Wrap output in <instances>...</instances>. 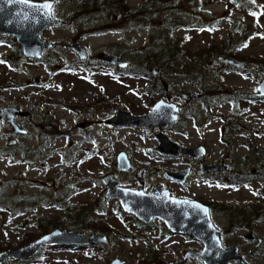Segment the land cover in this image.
I'll list each match as a JSON object with an SVG mask.
<instances>
[{"label":"rangeland","instance_id":"374dc122","mask_svg":"<svg viewBox=\"0 0 264 264\" xmlns=\"http://www.w3.org/2000/svg\"><path fill=\"white\" fill-rule=\"evenodd\" d=\"M237 1L117 0L104 11L92 0H56L52 14L64 23L41 32L53 43L41 59L25 56L12 35H0V108L21 102L34 120L18 146L4 135L7 123L0 128V195L12 208L0 207V251L55 227L108 236L103 243L46 245L30 257L1 264H108L115 256L127 264H204L184 256L187 249L201 248L198 240L168 232L159 218L146 224L106 196V174L120 185L149 191L162 184L213 202L224 211L215 215L223 243H238L252 264H264V217L241 223L237 216L264 205L262 180L226 184L199 178L192 162L187 182H175L161 167H175L186 157L147 148L165 131L185 145L202 142L207 161L222 159L240 173L260 168L258 163L264 167V100L254 95L261 78L256 68L264 67V0H251L249 10ZM140 5L149 21L132 24L120 16L125 6ZM97 27L102 31L88 33ZM176 40L186 54L165 64L163 72L152 71L156 63L143 64L147 54L155 55L152 47ZM72 41L82 43L95 62L80 59L68 47ZM102 52L123 55L128 66L104 63ZM4 53L13 55L12 63ZM224 57L256 62V67L239 68ZM183 92L202 93L205 100L188 102ZM161 97L182 105L176 122L159 128L107 122L118 108L143 113ZM120 150L131 161L126 170L117 168ZM249 230L261 245L242 237Z\"/></svg>","mask_w":264,"mask_h":264},{"label":"water","instance_id":"95a60500","mask_svg":"<svg viewBox=\"0 0 264 264\" xmlns=\"http://www.w3.org/2000/svg\"><path fill=\"white\" fill-rule=\"evenodd\" d=\"M54 0H15L7 3L0 0V35H12L20 43L22 53L31 58H40L42 52L52 46V41L40 37V33L49 26L61 25L63 20L52 14ZM50 6V7H48ZM81 59H86L87 50L85 46L77 41L68 43ZM100 59L120 67H126L128 60L113 53L102 52ZM226 62L243 68L252 69L254 65L243 60L230 57L223 58ZM154 72L155 69H152ZM257 74L261 77L257 85V92L264 95V67L257 68ZM34 77V81L39 80ZM197 92H183L182 97L189 100L197 96ZM18 106L7 105L0 111L1 120L12 124L17 132L25 129L18 128L14 116L23 114ZM180 114L179 104L172 100L158 98L143 113H133L129 110L118 108L107 122L114 125H131L138 127H162L174 123ZM157 143L148 146V150L157 151L163 155H187L195 157L204 156L206 147L204 145L190 146L173 138L165 131L156 133ZM117 168L126 170L131 166V161L124 150L117 153ZM225 163L214 161L202 162L201 172L222 170ZM166 173L180 180H184L188 169L170 170ZM143 170L137 171V176L142 175ZM106 186L105 195L117 198L125 212L133 214L144 223H149L154 218L164 221L172 232L187 234L202 243L201 248L186 250L184 256H194L203 261L204 264H229L235 260L243 264H250L249 260L239 250L236 243L226 245L223 243L220 227L216 225L211 217L209 205L197 198L182 197L171 194L169 189L162 185L155 189L145 190L143 188H132L118 184L111 174L102 177ZM205 209L207 211L205 212ZM245 238L254 239L256 235L252 231L243 234ZM108 241L105 233H86L72 229L55 227L42 233L32 241L17 247H9L0 251V264L8 258H27L36 254L40 248L46 245H71V244H96ZM108 264H127L118 256L113 257Z\"/></svg>","mask_w":264,"mask_h":264},{"label":"flooded vegetation","instance_id":"af4514ba","mask_svg":"<svg viewBox=\"0 0 264 264\" xmlns=\"http://www.w3.org/2000/svg\"><path fill=\"white\" fill-rule=\"evenodd\" d=\"M55 2H56V0H54V4H55ZM54 4H53V6H54ZM53 6H52V8H53ZM56 17V16H55ZM58 18V17H57ZM61 19V18H60ZM63 20V19H62ZM63 23H64V20H63ZM62 23V24H63ZM61 24V25H62ZM54 26H57V25H54ZM50 27V26H49ZM46 29V28H45ZM41 34V33H40ZM14 37V36H13ZM40 37H41V35H40ZM15 38V37H14ZM42 38V37H41ZM44 39V38H43ZM17 41V40H16ZM18 42V41H17ZM19 43V42H18ZM20 44V43H19ZM53 44V43H52ZM20 47H21V45H20ZM47 49H49V48H47ZM47 49H45V50H47ZM45 50L42 52V56L40 57V58H35V59H41L42 57H44L45 56ZM79 57V56H78ZM80 58V57H79ZM100 58V57H99ZM81 59V58H80ZM84 61L85 62H89V63H91L92 61H93V63L95 62L94 60H91L90 59V57H88V51H87V57H86V59H84ZM101 61H103V60H101ZM104 63H108V62H105V61H103ZM247 62H249V61H247ZM229 64H231L230 62H228ZM249 63H251V62H249ZM256 62H254V63H251V64H255ZM111 64V63H110ZM258 64V63H257ZM112 65H114V64H112ZM231 65H233V64H231ZM255 65H254V68H252V69H247V70H253V69H255ZM261 67V66H260ZM256 72H257V68H256ZM40 79V78H39ZM261 80V78L259 79V81ZM258 85V84H257ZM198 93V92H197ZM254 95H256V97L257 98H259V99H261V100H264V95H260L258 92H257V86H256V93L254 94ZM195 98H198V99H200V100H205L204 98H203V96H202V93H198V95L197 96H195V97H193V98H191V99H189V100H187L188 102L189 101H192L193 99H195ZM164 99H166V98H164ZM167 100H170V99H167ZM173 101V100H172ZM179 104V103H178ZM7 105H15V106H18L19 107V109L20 110H22V111H24V113L23 114H17V115H15L14 116V121L16 122V124H17V126H18V128H23V129H25V131L24 132H17V131H15L14 130V128H13V126H12V124H10V122H8V121H6V120H1V123H0V128H1V126H2V123L3 122H5V123H7V125L9 126V130L4 134L5 135V137L8 139V142H9V144H18V145H21V143H22V137L23 136H25L27 133H28V129L25 127V126H28L29 124H31V121H32V123H34V120L32 119L33 118V115H32V113H31V110L29 109V108H27V107H25V106H23V103H21V102H12V103H5V104H3L2 106H1V108H0V111L2 110V108L4 107V106H7ZM179 107H180V109H181V107H182V105L181 104H179ZM231 119H228V121H230ZM39 124H37V126H38ZM42 128H43V130H44V132H47V131H49V125L47 124V123H44V124H42ZM146 128H148V127H146ZM151 128V127H150ZM159 128V127H158ZM156 135V134H155ZM17 145V146H18ZM198 145H204L202 142H196V143H194V144H190V146H198ZM205 146V145H204ZM206 147V146H205ZM12 150H14V149H12ZM155 152H157V151H155ZM158 153V152H157ZM160 154V153H159ZM163 155V154H162ZM206 155H207V148H206V154L204 155V156H199V157H195L194 155H192V154H187V155H166V156H172V157H176V156H181V157H186V159H184V160H182V162L180 163V164H178V165H176L175 167H172V168H168V167H161V170L165 173V175L166 176H168L169 178H171V179H173L175 182H179V183H185V182H187V180L189 179V177H190V175L193 173V169H192V166H191V163L192 162H195V163H197V166H198V176H199V178H208V179H210V180H212V179H214V180H218L219 179V176L220 175H222V174H230V173H232L233 171H235V170H233V168H231L230 167V165L229 164H226L222 159H215V160H211V161H207L206 159H205V157H206ZM214 161H220V162H222V163H225L226 164V167L224 168V169H222V170H216V171H207V172H201L200 171V166H201V163L202 162H205V163H210V162H214ZM242 166H243V164H241ZM185 168H187L188 169V172H187V174H186V176H185V178H184V180H180V179H178V178H173V177H171V176H169L167 173H166V171H165V169H170V170H182V169H185ZM140 169H142V168H140ZM139 170V169H138ZM143 170V169H142ZM236 172H238V173H240L239 171H236ZM143 173V172H142ZM141 177V176H140ZM157 185H162V184H156V185H154V188L153 189H155V186H157ZM163 187H165L164 185H162ZM165 188H167V187H165ZM167 189H169V188H167ZM169 191H170V189H169ZM170 193L171 194H174V195H177V196H182V197H190V198H197V199H199V200H201V201H203V202H205V203H207L208 205H209V209H210V214H211V217H212V220H213V222L216 224V225H218L219 227H220V222L217 220V218H215V215H217V214H220L223 210L222 209H220V208H215L214 207V203L213 202H211V201H205L204 199H202V198H199V197H197V196H186V195H180V194H177V193H174V192H172V191H170ZM224 212V211H223ZM225 213H226V211H225ZM237 216L238 217H240L241 219H239V222H241V223H254V222H256V221H258L259 219H261V218H263L264 217V205H261L260 207H253V209L251 210V212H249V211H247V212H243V211H240V212H237ZM231 217V216H230ZM233 220V219H232ZM163 221V220H162ZM164 222V221H163ZM233 223H236V222H234V220H233ZM235 225H237V224H235ZM249 231H251V230H249ZM168 232H172L170 229L168 230ZM245 232H247V231H245ZM245 232H243L242 233V237L244 238V239H247V240H253V241H255V245L256 246H259V245H261V238L259 237V236H257L255 233H254V231H252L255 235H256V237L254 238V239H248V238H245L244 236H243V234L245 233ZM173 233V232H172ZM220 233H221V228H220ZM198 242H200V241H198ZM201 243V242H200ZM236 244H238V243H236ZM238 246H239V250H240V252H242L243 254H244V256L247 258V253H245V252H243L242 250H241V248H240V245L238 244ZM200 248V247H199ZM198 249V248H197ZM187 250H195V249H187ZM186 251V250H185ZM184 254H185V252H184ZM248 259V258H247ZM249 260V259H248ZM235 261H237V262H240L241 264H243L242 263V261H240V260H235ZM250 262V261H249ZM250 264H252L251 262H250Z\"/></svg>","mask_w":264,"mask_h":264},{"label":"trees","instance_id":"16d2710c","mask_svg":"<svg viewBox=\"0 0 264 264\" xmlns=\"http://www.w3.org/2000/svg\"><path fill=\"white\" fill-rule=\"evenodd\" d=\"M96 1L97 2L92 0L91 5L97 4L102 8V10L106 11L105 8H108V5L116 2L117 0H96ZM250 3H251V0H239V1H237L238 6L244 10H249V4ZM142 6L143 5H140L138 7H127V6H125L124 9L120 10V16H122L123 18L128 20L129 23L131 22L132 24L141 23V22L145 23L149 20H148V18L144 17V12L140 8ZM146 6H148V5H146ZM116 16H119V14H117ZM114 17H115V15H114ZM96 31L97 32L102 31V28H100V27L91 28L88 30V33H93ZM152 49L155 51L154 52L155 55H153L151 57L150 54H147L145 56L146 59H145L143 64L149 65V64L156 63L155 70H158V72L164 71L163 66L165 64L170 65L171 62L176 60L179 56H181L182 54H186V50L182 49L180 47V43L177 40L173 41L171 43L164 44L163 46L152 47ZM154 56H157V57H154ZM120 57L123 58V55H120ZM3 59L6 61H10L11 63L14 60L13 55L12 54L9 55L7 53H4ZM258 165L260 166V168L257 167L255 170L249 171L246 173H238L236 171H233L230 174H226V175L222 174L219 176L218 180L223 181L226 184H237V183H240L244 180H250V179L257 178V179L262 180V184H263L262 192H264V167L261 165V163H258ZM0 207L3 209H9V210L12 209L10 207L9 202L7 201V199L3 195L2 196L0 195ZM231 219H233V218H231Z\"/></svg>","mask_w":264,"mask_h":264},{"label":"snow or ice","instance_id":"6c2138e0","mask_svg":"<svg viewBox=\"0 0 264 264\" xmlns=\"http://www.w3.org/2000/svg\"><path fill=\"white\" fill-rule=\"evenodd\" d=\"M13 2H15V0H7V3H13ZM48 7H50V6H48ZM207 211V209H205V212Z\"/></svg>","mask_w":264,"mask_h":264},{"label":"bare ground","instance_id":"6f19581e","mask_svg":"<svg viewBox=\"0 0 264 264\" xmlns=\"http://www.w3.org/2000/svg\"><path fill=\"white\" fill-rule=\"evenodd\" d=\"M31 180V179H30ZM31 183V182H30Z\"/></svg>","mask_w":264,"mask_h":264}]
</instances>
